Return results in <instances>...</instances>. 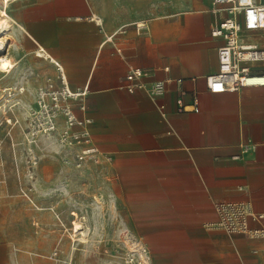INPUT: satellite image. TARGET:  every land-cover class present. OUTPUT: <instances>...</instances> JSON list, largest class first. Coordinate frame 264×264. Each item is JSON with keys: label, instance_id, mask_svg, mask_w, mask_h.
<instances>
[{"label": "crops", "instance_id": "crops-1", "mask_svg": "<svg viewBox=\"0 0 264 264\" xmlns=\"http://www.w3.org/2000/svg\"><path fill=\"white\" fill-rule=\"evenodd\" d=\"M224 15L212 0H21L11 15L13 62L26 68L16 81L35 96L86 90L68 106L74 137L96 146L93 193L112 228L147 248L145 264H264V235L218 226V205L238 202L251 228L264 224L254 217L264 213V85L212 92L206 82ZM244 39L264 47V30Z\"/></svg>", "mask_w": 264, "mask_h": 264}, {"label": "rangeland", "instance_id": "rangeland-1", "mask_svg": "<svg viewBox=\"0 0 264 264\" xmlns=\"http://www.w3.org/2000/svg\"><path fill=\"white\" fill-rule=\"evenodd\" d=\"M20 1L5 6L0 0V9L15 18ZM17 28L14 22L3 34L10 48L2 54L14 62ZM25 70L18 64L0 72V264H138L128 254L137 256L140 244L125 236L126 229L112 228L107 200L93 193L86 164L93 158L59 121L60 114L67 121L60 109L73 98L53 100L45 87L35 96L29 83L16 81ZM41 101L61 107L50 110L54 129L45 124ZM79 222L83 234L74 231Z\"/></svg>", "mask_w": 264, "mask_h": 264}, {"label": "built area", "instance_id": "built-area-1", "mask_svg": "<svg viewBox=\"0 0 264 264\" xmlns=\"http://www.w3.org/2000/svg\"><path fill=\"white\" fill-rule=\"evenodd\" d=\"M216 10H223L224 17L212 28V34L223 38L224 42L218 50L219 70L208 75L206 82L212 92H223L226 90H238L244 86L264 85V68H256L250 63L264 61V47L256 42L244 39V31L264 30V4L255 0H212ZM43 53V50L41 51ZM61 71V80L64 82L65 75L62 67L55 62ZM142 74L141 70H133L127 78L133 80ZM163 89L162 83H156L154 90L160 92ZM86 90L84 89L82 94ZM70 94L65 86L60 92L50 94L53 100L58 99V95L63 98L77 96ZM44 95V94H43ZM42 110H46V122L48 129H54L55 115L50 110L60 109L55 102L52 105L40 102ZM64 110L67 115L68 126L71 127L74 121H79L73 111L67 106ZM83 144V154L94 157L97 152L96 146L91 142L87 134H82L77 138ZM219 221L218 226L229 231L250 235H264V224L259 228H251L248 219L251 216L250 207L245 202L220 203L218 205ZM255 219L264 223V213L254 215ZM138 244V243H137ZM148 250L140 244L139 254L136 256L128 254V259L138 264L146 262Z\"/></svg>", "mask_w": 264, "mask_h": 264}, {"label": "bare ground", "instance_id": "bare-ground-1", "mask_svg": "<svg viewBox=\"0 0 264 264\" xmlns=\"http://www.w3.org/2000/svg\"><path fill=\"white\" fill-rule=\"evenodd\" d=\"M13 0H3V3L6 4L11 2ZM0 13L6 17L0 19V41L3 42V47L0 48V72L3 73H10L12 71V69L14 68L15 64L13 62V60L11 59V57L7 54H2L4 52H6L10 41L9 39L6 37L7 35L5 33H7L11 27L13 26V20L11 19V17L6 13V11L4 9H0ZM1 16V15H0ZM3 34H5L6 36H4ZM4 63L8 64L7 68H4L2 65ZM46 127V126H45ZM47 130V129H46ZM47 132V131H46ZM48 135L53 136L54 134L49 132ZM66 148V146H65ZM80 162L78 163V166H80ZM76 226V225H75ZM79 230H81L82 234L83 232H85L82 229V225L81 223H77V226L75 227L74 231L78 232Z\"/></svg>", "mask_w": 264, "mask_h": 264}, {"label": "snow or ice", "instance_id": "snow-or-ice-1", "mask_svg": "<svg viewBox=\"0 0 264 264\" xmlns=\"http://www.w3.org/2000/svg\"><path fill=\"white\" fill-rule=\"evenodd\" d=\"M2 47H3V42L0 41V48H2ZM2 66H3L4 68H7V67H8V64H7V63H4Z\"/></svg>", "mask_w": 264, "mask_h": 264}]
</instances>
